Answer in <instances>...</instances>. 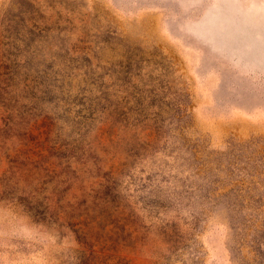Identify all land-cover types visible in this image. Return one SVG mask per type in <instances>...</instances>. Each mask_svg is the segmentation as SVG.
Here are the masks:
<instances>
[{"label": "rangeland", "instance_id": "374dc122", "mask_svg": "<svg viewBox=\"0 0 264 264\" xmlns=\"http://www.w3.org/2000/svg\"><path fill=\"white\" fill-rule=\"evenodd\" d=\"M40 2L70 179L53 227L3 197L0 106V264H264V0Z\"/></svg>", "mask_w": 264, "mask_h": 264}, {"label": "trees", "instance_id": "16d2710c", "mask_svg": "<svg viewBox=\"0 0 264 264\" xmlns=\"http://www.w3.org/2000/svg\"><path fill=\"white\" fill-rule=\"evenodd\" d=\"M47 9L40 0H12L0 10V106L6 113L2 129L5 136L17 138L19 143L26 141L28 147L34 144L11 156V173L4 180L3 197L13 198L17 196L15 189H21L18 202H25L36 222L53 227L62 202L51 196L41 197L40 193L50 182L57 191L69 181L72 158L63 154L68 147L55 130L56 119L44 106L51 102L54 90L63 88L58 75H51L53 64L48 60L65 50L67 43L55 35L64 29L57 27L52 15L47 16ZM108 121L114 126L112 119ZM61 166L63 169L58 171ZM41 170L47 180L40 187Z\"/></svg>", "mask_w": 264, "mask_h": 264}]
</instances>
